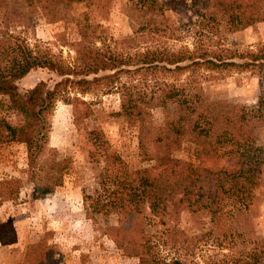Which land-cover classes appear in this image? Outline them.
I'll list each match as a JSON object with an SVG mask.
<instances>
[{
    "label": "trees",
    "instance_id": "trees-1",
    "mask_svg": "<svg viewBox=\"0 0 264 264\" xmlns=\"http://www.w3.org/2000/svg\"><path fill=\"white\" fill-rule=\"evenodd\" d=\"M85 1L0 0V94L7 96L6 109L18 112L23 119L16 126L0 119V141L24 144L27 180L32 183L33 194L51 193L55 186L61 185L62 172L71 165V158H57L47 146L48 112L55 100L69 88L85 92L91 86L102 85L118 93L117 113L136 125L137 141L146 149V159L151 161L148 166L127 172L125 180L113 181L123 213L132 212L130 220L141 206L157 213L168 203L173 227L165 232L170 239L173 234L177 239L178 230L174 232V228L179 212L208 204L195 197L188 183L198 180L204 170L215 175L216 190L225 192L239 208L246 210L258 182L260 165L264 163V143L256 145L254 141L256 131L264 128V43L239 51L209 39L219 37L220 32H234L264 20V0H190V4L179 0L167 3L126 0L131 33L117 42L123 47L127 45V51L96 46V35L89 25L75 20L78 38L72 43L75 52L72 66L64 65L50 54L33 51L23 37L10 32L13 23L28 27L37 14L50 22L72 19L68 18L71 7ZM168 3L178 4V10L187 13L188 19L195 16L185 31L193 35L191 49L186 45L177 49L159 44L141 45L167 30L177 31L176 27L169 28L164 15ZM182 32L175 37H185ZM203 32L209 33L206 42L201 37ZM226 67L245 70L256 77L258 94L254 104L246 106L205 97L199 70ZM36 68H45L58 79L51 85L38 81L27 90L18 91L15 82ZM135 74L152 79V84H146L143 89L134 88ZM174 75L183 78L179 83L167 80ZM70 104L75 128L84 129V136L92 145L104 143L97 131L83 126V119L90 113L87 103L74 96ZM155 107H163L164 112L163 122L158 126L150 120V111ZM174 138H184L193 145L194 161L172 155ZM104 151L106 159L117 157L114 152H106V148ZM21 184L18 177L0 179V198L16 196ZM212 200L215 195L209 201ZM133 234L126 243L137 264H187L178 256L161 255V244L142 236L141 230L135 229ZM14 238L12 225L0 222V243L9 244ZM165 244L163 241L162 245ZM225 258L214 264H263L264 237L256 246L229 260ZM18 264H56V261L46 240L40 239L24 246Z\"/></svg>",
    "mask_w": 264,
    "mask_h": 264
},
{
    "label": "rangeland",
    "instance_id": "rangeland-1",
    "mask_svg": "<svg viewBox=\"0 0 264 264\" xmlns=\"http://www.w3.org/2000/svg\"><path fill=\"white\" fill-rule=\"evenodd\" d=\"M179 1L190 4V0ZM126 6V0H87L71 7L68 18L72 19L50 22L37 14L28 27L13 23L10 32L23 37L33 51L50 54L64 65L72 66L75 62L72 43L78 38L75 20L89 25L96 35V46L127 51V45L123 47L117 42L131 33ZM178 8V4L168 3L164 11L169 28L176 27L177 31L167 30L148 38L141 44L143 47L159 44L170 49L182 45L192 48L193 35L185 31L195 16L188 19L187 13ZM181 31L185 37L176 38ZM201 37L206 42L209 33L203 32ZM209 40L239 51L253 49L264 43V20L234 32H220L219 37ZM199 71L207 99H225L246 106L255 103L257 79L250 72L232 67ZM182 78L183 75H174L167 80L179 83ZM57 79L53 72L36 68L15 84L18 91L23 92L38 81L51 85ZM122 80L127 81L124 76ZM132 81L134 88L140 89L153 82L138 74L133 75ZM74 96L87 103L90 113L83 119V126L99 133L104 140L101 145H92L84 136V129L75 128L70 104ZM7 103V96L0 94V119L12 126L21 124L22 116L6 109ZM118 110V93L102 85L91 86L85 92L69 88L55 100L48 112L47 146L54 150L57 158H71V165L62 172L61 185L48 194H33L32 183L27 180L24 144L0 141V179L18 177L22 180L16 196L0 198V222H9L15 232L13 242L0 243V264H18L24 246L40 239L46 240L56 264H137V258L129 254L126 243L132 232L135 235V229L141 230L145 238L161 244L159 252L166 258L178 256L187 264H214L256 246L264 237V163L260 165L258 182L246 210L239 208L225 192L216 190V177L207 170L200 173L198 180L188 182L195 197L208 204L179 212L174 228V232L178 230V237L173 234L172 238L177 241L175 245H170L174 241L165 232L166 228L173 227L168 203L157 213L141 206L130 220L132 212L123 213L113 181L125 180L127 172L148 166L151 161L146 159V149L137 141L136 125L127 122ZM150 114L152 125L162 124L163 107L151 109ZM254 141L256 145L264 143V128L256 131ZM192 147L184 138H174L171 153L194 161ZM104 148L117 157L106 159ZM214 195L215 200L209 201ZM163 241L167 242L164 246Z\"/></svg>",
    "mask_w": 264,
    "mask_h": 264
}]
</instances>
